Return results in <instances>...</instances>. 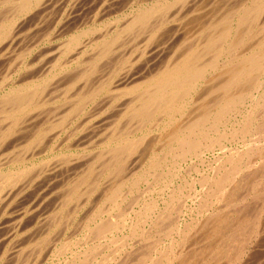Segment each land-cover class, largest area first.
I'll list each match as a JSON object with an SVG mask.
<instances>
[{"label":"bare ground","instance_id":"6f19581e","mask_svg":"<svg viewBox=\"0 0 264 264\" xmlns=\"http://www.w3.org/2000/svg\"><path fill=\"white\" fill-rule=\"evenodd\" d=\"M135 1H137L138 3V0H135ZM167 1L171 2L170 0H167ZM178 1L182 2V0H176L174 2L175 5H176V2ZM189 1L185 0L184 5L186 4L189 6L193 5L191 4L192 1L191 0ZM197 1L195 2L193 1V2L196 3ZM203 1L205 2L206 0H200L199 2L203 3ZM215 1L220 2V0H215ZM240 1L241 2L238 3L237 5L233 4V3H237L236 1L233 3L231 2L233 7H231L230 9L228 8L229 9V10L227 9L228 11L224 9L223 7L222 9L226 10V12L223 10L225 13L221 14L220 16L218 15L219 17L217 16V19H215L216 14L217 13L219 14V12L215 11V8L218 9L219 6L222 5V3L219 4L218 2L219 5H216V2H215V5H214L213 4L214 2L212 0L213 3L211 2L210 3L214 7L215 6H218V7H215L213 10L217 12L214 16L215 20L211 19V22L208 25L209 27L205 25L207 27L208 32L206 30V33L202 35L203 34L202 30L197 31V32H202L201 36H198L199 33L197 35L196 34L197 32H194L193 35L195 34L196 36H198L196 38L197 40L194 41L195 40L194 37L190 36L191 38L194 39L192 40L194 41V43H192L191 40L190 41L188 40L189 42H191V44L184 45L183 47L182 45L184 44L183 43L184 38L181 37L180 39H182L181 40L182 42H180V45L181 43H183L181 45L182 48L179 47V44H174L175 46L178 45L176 46L177 48L179 47L178 49L176 48L177 50L174 49L176 51V55L175 53L173 54L174 56L173 55L170 56L171 55V52L169 49L170 47L168 48L164 44V47H167L169 49L168 50L170 53V55H168L169 58H165L164 56L165 54L163 53L164 51L166 52L167 48L165 49L162 46L163 44H161L160 46L159 43H156L159 40L157 41L158 38L157 39L154 38L155 37L154 35L159 32V29L161 28L162 24L167 20L166 17L171 16V13L175 12L173 10L172 12L169 10L171 13L168 14L167 10L169 9V7L172 8V5H170L171 3L169 2H167L168 4L164 3L160 5L158 3L155 5H152L153 4L152 3L151 5H145L140 8L136 7L137 10L132 11V12L127 11L129 16L127 18L124 17L125 20L123 18L122 20L123 24L122 25L119 24L121 26H118V25L115 27L113 26L114 27L113 30H108L110 29L109 27L108 29H106L108 24H106L107 25L106 28H104V25H105L104 24L102 26L106 30H103V28L100 27L104 32L102 31L99 32L100 28L98 27V25L94 23L96 21L95 18L93 21H91L93 22L91 25L87 24L89 25V27L85 26L83 28L81 26L83 22L82 24L79 22L80 18L78 19L79 24H75V21H72V23H68L71 20H69L67 23H63L65 26L64 27L62 26L63 28L61 27L62 30H66V29L67 30L65 32L63 31V33L59 35H62L63 37L64 35H67V36L63 38V41L61 43L57 41L58 42L57 44L59 45L60 43V45L59 46L55 45V48H53V49H56V46H57L58 52L56 53V55L52 57L53 59L52 63L54 62H58V64L60 63L59 66H55V67H60L59 68L60 70L58 69L55 70V72L59 71L57 72L58 73L57 75L59 77L61 73L71 70L73 66H74V70L76 71H74L72 68L73 71H69L67 75H65L64 73L61 75V77H64L63 79L66 80L67 83H66V87L62 86L63 87L61 89L62 93L61 92L60 93L61 95L63 94L65 96L64 100H67V102L62 104V107H58V105H56L57 107L53 109L52 111H50L51 113L56 115L55 120L54 119L52 120L51 118L50 120L52 121H49L47 125L41 127V125H38V124L36 125L37 122L39 123V121H41V119L38 118L39 120L36 119L37 120L36 122L33 121L34 124L36 125L35 127L32 126L33 122L31 123V125H28L29 128H26L25 126L29 124V122L32 121L34 117L32 116L28 118L29 113H32L33 110H36L40 108L43 104H45L44 103L45 101L41 102L40 99L42 97H39V95H41L44 91H46L45 90L46 88H51V87H48L49 86L48 79L50 78V81H53L51 80V78L53 77L50 76L49 78H47L48 77L47 71L49 72L50 68L42 70V68L41 69L35 68V66H33L34 68L32 69V67L29 64H26L25 65L26 71L20 78L19 82L17 84L11 85L10 87H8V89H3V92L0 94V149H1L0 150L1 152L0 153V164H3V163L8 164V166L6 167H1L2 165H0V209L3 206V203L4 204L6 202L8 203L9 199L14 197L12 195H13V192H14L13 189L15 188V186H17V184L21 181L24 182L25 177H27L28 179V177L30 176V173H31V178H33L32 175L34 174V171H37L33 169L34 171H32L33 172L32 174L31 169H32L33 163L31 164V162H29L31 165H28L26 162V161H29V158H30V157H25L28 153H30V151L28 152L29 149L31 150L30 147H32L35 144H40L42 140H44V138L48 135V133L52 129H54L56 126L58 127V126L65 125L66 123H68V121H71L72 120L71 118H73L74 116L76 117L79 115L80 117L82 112L84 111V108L89 103L92 104V102L95 101V99H97L99 95L102 94L103 96L106 93L110 94L109 95L110 99L112 98L116 99L117 97L118 99L119 98L121 99V96H125L126 100H127V97L129 99L126 102H122V103L120 102V104L117 106L118 109L121 108L119 109L121 113L119 117L117 116L118 121L115 122V120H113L114 116H116L118 113H116V115L112 117L113 119L110 118L112 120L111 122L113 121L115 122V123L113 122L114 128L109 127L111 126L110 125L111 123L110 124L108 123L109 126L107 125V127L110 128V129L107 128L108 131L110 130L111 132L109 131L110 134L104 140L105 143H103V145L106 146L104 147L105 149L104 148L101 149L102 151L98 150L100 151L99 153L96 151L97 153L95 152L96 154H94L93 156L98 154L97 157L95 158L93 157L94 159L89 158L90 160L91 159L92 160L91 162L90 160H88L90 162L88 165L86 164L87 162L82 163L80 161L82 164L87 165L86 169L84 168V165L82 164L80 165V162L78 163L79 168L82 171L83 170L84 171L81 173L80 177H78L77 181L73 183L72 182L69 183L70 184L68 186L69 190L65 191L68 193V194L66 193L67 197L64 196L62 198L63 200L60 205L61 209L63 208L64 210L67 204L69 205L71 201H75L79 199V197L82 196L83 194H86L85 197H88L87 195L92 193V191L96 187V184L98 183V180L100 178L103 177L104 179V176L105 177L108 176L107 178H109L110 176V180H111L112 179L111 177H113L112 179L113 182L111 180V183L107 182L108 183L107 185L104 184L106 186L104 187L103 185L104 187V188L102 187L103 190L100 188L101 186L98 187L100 188L99 190L101 194V197H100L101 199L96 197L99 200V204L97 205L96 209L93 210L92 213H89L90 215H88L87 217L82 216L85 218V219L82 218L84 222L80 220V222L83 223V226L81 225L82 231L83 229L86 230L85 235L87 238V242L90 239L95 244H93V248L88 249L89 245H87L85 242L83 243V241L86 239L84 238L82 243L84 247L85 245H87V248L83 247L81 248L83 250L79 251L81 254L79 253V255L77 256L75 254L76 257L83 256L84 260H82V262L81 261H78V262H81L82 264H89L88 259L91 256V252L96 250V249L94 250V248H96L94 246L98 245L96 243H99V244L100 242L102 243L97 246L98 248L100 247L99 249H97V251L99 252L100 249H102L103 246L105 245L104 243H108L107 244L108 247H109V243H111L113 244V247L116 248L117 246H114V244L118 242L120 239L121 241L119 242H122V245L118 242V245L120 244L121 246L120 247L118 246L119 248L115 249L116 250L115 252H112L114 253V256L113 255H112L113 257L110 256L111 257V258L109 257L110 259H105L102 256L101 257L103 258L102 261L98 262L97 264H239L241 262L243 264H250V263L258 264V262L260 261L256 262L257 260L255 261V259H256V256L259 255L258 253L261 252L258 250H262V249H258L257 250L258 253H256L254 252L252 248L257 247L259 243L258 241L262 238V236L259 234H261V232H264V227L262 226V224H264V222L262 223V221L264 220L263 218L264 217V0H240ZM51 2H53V0H0V52L3 51L8 54L12 52L11 55L12 54L13 55L9 56V58L13 56L15 57L16 54L14 55L13 52L15 49L19 48L21 45V44H18V42H19V37L22 34L21 32L25 29V25L26 24L28 25L29 23H31L32 25L33 21L36 20L37 17H39L41 14L42 15L45 13L47 14L48 10L50 12L48 15L49 17H47L48 18L47 20H49L50 15H51L50 8H52V6L49 8ZM71 2L74 3V0ZM105 2L106 1H104V3ZM181 2H179V4ZM179 4H177L176 6H178ZM181 4L179 6H181ZM70 5L68 6V8L70 7ZM95 5L96 4L92 6L95 7ZM101 5L103 4L101 3ZM184 5L182 4V7ZM212 5L209 7H212ZM72 6H74V4H72ZM224 6L226 5L224 4ZM65 7L67 8V6ZM110 7L108 6V8ZM193 8H196V7H193ZM45 9H48V10L44 13L43 11ZM222 9H220V12L222 11ZM209 10H207L206 12H208ZM56 11H61V10L58 9ZM92 11L93 9L90 12ZM100 11H101V14L103 15L101 9ZM103 11H105V9ZM213 11H212V14H213ZM61 12L64 13V11H61ZM109 12L111 13V10ZM165 12H167L168 14L167 16ZM176 12L178 13V11ZM183 12L186 13V10L182 11V13ZM190 14L193 15V17L198 15V14L194 15L191 12ZM206 14H207L206 16L209 15L208 13ZM67 15L69 16V14ZM86 16L84 18H88L90 15L88 17ZM176 16L180 17V15H176ZM182 16L183 15H181V17ZM210 16L211 15L206 17L207 19L204 16L203 17L205 18V20H208ZM44 17L46 18L45 15ZM45 18L44 20L42 18V20L45 21L46 20ZM115 18L117 19V17ZM199 18L200 16L198 17V20L201 21L202 19L201 18L199 19ZM211 18L213 17L211 16ZM52 19L50 20L52 21ZM193 19L195 20V18ZM38 20L40 19L36 20L37 23L40 22ZM46 22H43L44 23L43 25H45ZM192 22L191 23L188 22L187 26L188 24L191 26V24L194 25L195 23H197V22H193V23ZM203 22L205 23V21ZM49 23L51 24V22H48V24ZM204 23L202 24L204 25ZM50 24L49 26H51ZM58 24H61V23H58ZM113 24L115 25V21ZM34 25L36 24L34 23ZM37 26L38 25L34 27L37 28ZM41 26L39 25L38 27H41ZM200 26L201 28L204 27V26L202 27V25ZM34 27L32 28L33 30H34ZM166 27L167 26H165V28ZM174 27H176V29L178 28L177 26H174ZM43 28L47 29L46 25ZM38 29L39 28L34 30L35 33L32 32L34 34L32 37L33 41H36L34 40V36L37 33L36 31ZM53 29L55 30V28ZM167 29L168 28H166L165 30ZM171 29L169 30V33ZM56 30L58 29L56 28ZM133 31H136L134 33H137V32H142V33L144 32L145 34L147 33L148 35L147 34L145 35L144 33L143 35L142 34L141 35L144 37L147 36L148 39L146 38V40L149 42L154 41V39L156 40L153 43L151 42V44L147 43L148 45H145L144 43H142V46L145 45V50L143 51L142 50L143 47L141 46L142 49L140 47V49L142 50L141 55H143L142 59L143 57L145 58L142 60V64H141V61L139 60L141 65L139 64V61L137 62L139 65V66L138 65L136 66L137 68H133V64H132L133 62L130 63L131 61H129L128 56L125 57V54L123 52L119 53L118 51H116V49H114V46L120 41L119 39L120 37H122V34L123 36H126V34L131 33ZM172 31H175V29L174 30L172 29ZM96 32L98 33L95 34ZM42 33H45V32L41 31V34ZM92 33H94L95 35L94 37L91 35ZM163 33L165 35V33L167 32L164 31ZM183 33L185 35V32L182 31L181 33L182 36H183ZM39 34H40V31H39ZM46 34H44V37ZM89 35L92 36V38L88 37V39H86V37ZM157 35L162 36L163 38V35L161 32L158 33ZM25 36H26V39H29V37L27 38V34ZM132 36L130 35L128 37L131 38ZM135 36H134V40H136ZM40 37L42 38L41 35ZM166 37H169V40L171 38L170 36H166ZM172 37L174 38L175 35ZM152 38L153 40H151ZM125 39L126 41H128L127 38ZM177 39L175 41L176 43L179 42L177 41ZM45 40L46 39H44V41ZM122 40L123 38L121 39V41ZM141 41H144V40H141ZM162 41L164 40L162 39ZM162 41L160 40V42ZM124 43L126 44L125 41ZM125 47L128 48L129 46H125ZM135 47L137 48V46ZM21 48L19 49L22 50ZM28 48L29 47H27L26 49ZM36 48H39V46ZM16 51L18 55V50ZM43 51H44V48H43ZM130 51L132 52V50ZM134 51H137V50H134ZM113 52H116V55L118 52L120 55H117L119 57L115 56L117 58H115V60L111 63H109L110 61L109 62L106 61V63L107 62L109 63L108 66H111V65L112 66L109 67V69H107V71H105L106 73L103 75L101 74L102 72L101 70L100 74L102 76L100 75L101 77L99 76L95 78L96 80L90 81V79L94 77V75L98 76V71L100 70L99 67H101L102 69V66L105 64L104 63L103 65L101 64L102 66H99L100 62L102 63V61H104ZM44 53H46V51L43 52V55H45ZM54 53H55V50H54ZM40 55L42 56V54ZM48 55L49 53L46 54L45 56H48ZM19 57H21V54L19 55ZM138 57L140 58V55H138L137 58ZM163 57L165 59H163ZM129 58H132V57H129ZM29 60H26V61L30 62ZM37 60H39V57ZM48 60L51 61V59H48ZM6 65H7V61H6ZM77 66L78 67L80 66L82 68L78 69ZM36 67H38L37 64H36ZM50 67L53 68L54 67L53 64ZM3 70L4 69H2L1 72H3ZM11 73L13 72L11 71ZM57 75H55L56 79L54 78V80H57ZM0 77H3V75L2 76L0 75ZM4 77L2 79H4ZM6 77H5V81L7 79ZM9 79L10 78L8 77V80ZM5 81H3L4 84L2 85L4 87H5ZM56 84L57 83L53 85V87L55 86L54 87L55 90L52 91L53 96L58 91H60V89L59 90L57 89L58 87L56 88ZM62 85L64 84L62 83ZM199 87H200V90L202 88H205V89L204 90L202 89L203 91L199 93L198 92ZM60 93L57 94V96H60ZM48 96L52 98L51 97L52 95L48 94ZM59 98L60 97L56 99L58 100ZM103 98H105V96ZM48 100L50 101V99H47V101ZM101 100L102 99H100V101ZM105 100L109 102L108 101L109 99L107 100V97ZM119 100H116L115 103H117ZM97 102L98 100L95 102V104ZM190 103L192 104L190 105L192 106V108L190 107L191 110L187 112L189 109L188 110L186 109ZM108 104H110V102L107 103L106 105ZM92 105L90 106L92 107ZM44 107L46 106H43L42 109H44ZM108 108L110 109L109 106ZM91 110H93V108ZM116 110L114 112H116ZM89 112L91 113L92 111H89ZM95 112H94V116H96ZM90 113H88L89 116L93 114V112L91 114ZM85 114L83 115L85 116ZM98 114L99 113H97V115ZM35 115L37 116L38 114L36 113ZM42 115L44 116L45 113ZM107 118L109 119L108 116L104 119L107 120ZM122 118L126 119L124 121V122H127L125 126H123L124 123H123ZM85 119H87V117H85ZM120 120L122 121L120 122ZM86 121L85 123H87ZM97 121H95V123ZM119 122L120 124H123V125L121 126ZM69 124H66L65 126ZM88 125L89 124H87V126ZM101 125L103 126V124ZM61 128L63 129L65 127H61ZM141 129L145 130V132H143L141 137H138V136L133 137L134 135L132 136L133 132L139 131ZM59 130L60 129H57L58 132ZM80 131H79V134L83 133L82 131L81 132ZM93 131H95V129ZM103 132H105V135L108 133L104 129L102 133ZM155 132H157L158 134H155ZM96 133L98 134L99 131ZM67 134L66 136H68ZM103 135H102V138H104ZM62 136H65V134H63ZM99 136H101L100 133H99ZM75 137H77V135ZM23 140L25 142H23ZM46 140H44V142H46ZM59 140L62 141L63 137ZM81 141L82 139L79 140L78 143H80ZM21 142L24 143V146H23L24 149L19 147L20 150L22 149V151L23 150L26 151L27 149L28 153L25 152L26 155L21 156V154L24 151L21 152V154L19 155V152L15 153V150H13L11 153V155L13 154V157L10 158L9 157L10 155L7 156L9 154L8 152H10L16 146H18L19 143ZM67 143L66 144L63 143L64 145L62 144L61 147L68 145ZM70 144L71 143H69V145ZM45 146H43V149H45ZM77 146L79 145L77 144ZM92 146H93V143H92ZM38 147H40V145L37 146V149ZM68 147L70 146H66L63 148H68ZM138 147L142 148L141 150L139 148L140 151L137 152V153H141L142 151L141 153L142 157L141 158L137 157L135 153L134 155L136 156V158L135 157L132 158L131 155L134 152H136ZM39 149H41V147ZM207 152L209 153V157L207 156L204 158ZM60 154H58L56 158ZM62 155L63 153L59 156L60 157L59 160L61 161L62 159H65L63 158ZM64 155H65L64 157L67 156L66 154ZM189 156L191 157L195 156L198 159V161H202V165L204 163H206V165L204 166L205 170L203 171L202 169L201 171L198 169L199 167L197 168V166H194L193 164H191L192 165L191 166L189 164V166L194 167L195 172H197V174L196 176L192 175L193 177L188 182L182 181L184 183H188V187H189V188L187 187V190H188L187 193H185L186 191H183L185 193L183 194L182 188H181L183 186L178 187V189L176 188L177 190L175 191L176 186H174L172 182L176 174L175 172L177 170L175 169L174 166H176L177 168L179 161L181 162L184 160L183 162H185L187 157L189 160H191ZM66 158L70 160L69 157H66ZM1 159H4L5 162L7 160V163L5 162L1 163L2 162ZM86 159H83V160L86 161ZM42 161L43 159H41V162ZM95 162L99 163L98 165H96L98 167L97 175H96L97 172L95 173V170L97 171L96 169L97 167L94 170ZM196 163L198 162L196 161ZM43 164H45V162ZM63 164L64 163H62V166ZM71 164L73 163L71 162ZM74 164L76 163L74 162ZM54 166H51V168L49 167L48 170L52 169V167ZM77 167L78 166L75 167L74 165L73 169L75 170V168ZM179 167L181 169V165ZM37 168L41 169V165ZM58 168L59 167L57 166L56 167L57 171H59ZM79 168L76 170L80 172ZM187 168L188 166L185 168L186 171H188ZM182 169L184 170V168ZM188 169L189 171L191 170L190 167ZM46 170H45V173L43 174L50 173V172L46 173ZM53 170L55 169H52L51 171ZM74 170L71 169V171H74ZM65 171H67V169H65ZM189 171L186 173H189ZM37 172H35L36 175H37ZM79 172L77 174H79ZM178 172L180 173V171ZM42 175L38 178L39 180L37 179L36 181L39 182L40 178H43L45 180V178L48 175H50L51 177L53 174L51 173V174L45 175V177H42ZM61 176H64V175H61ZM98 176L100 177L99 179H98ZM69 177L71 176L69 175ZM176 177H177V174H176ZM180 178L184 179L183 176H180ZM73 179L71 178L69 181H72ZM184 180H187V179H184ZM38 182H36L35 185H37ZM102 182H100V184ZM140 182H142L144 185L143 186L144 191H147V192L151 191V194H152L154 190H155L154 192L158 190L157 193L160 194V199H161L160 204L157 201L153 200L155 198L152 199L151 196L149 195L148 197H150L149 198L150 200L149 199H147L148 201L145 200L144 204L143 205L141 204L142 206L139 207V209H136L134 207L138 202H140L138 201L139 195H136L137 192L139 191V193H142L141 190H143L142 188L140 190L137 189V187L139 188ZM21 186L19 187L21 188ZM31 186H34V185H30L28 186V188H31ZM82 187H84V189H81ZM124 188H128L127 193L129 192L132 194L133 192L135 193V191L138 190L135 194L134 199L132 200L133 202L131 203V205L129 204L130 207H129L128 213H125L123 210V209H126L125 208L126 206H124L123 209L121 206L122 203L124 202V199L125 198L128 199V197H126V194H125L126 190H124ZM18 189L19 188H17V190ZM184 189L186 190L185 187ZM63 190H66V189H63ZM101 190H102V193H101ZM100 194L98 193L97 195H100ZM93 196H96V195H93ZM144 197L145 196H143V198ZM174 200L177 201L176 205L173 204ZM125 202H124V205H127V202L129 201H127L126 204ZM90 205L93 206L94 203ZM53 206H54L53 208H56V205H53ZM90 208L91 207H89V209ZM92 208H91V211H92ZM75 209H79V208H75ZM66 210H67V207L65 208V211ZM65 211H63L62 216L57 219L58 220L57 223H59L63 217H65L64 221L66 220L67 217L72 218ZM55 214L57 215V212H55ZM56 215L55 217H57ZM53 218L51 221L50 220H47V221L48 222L50 221V223H52ZM139 221L142 222V228H141L142 230L137 231V229H139L137 227L140 226V225L138 226ZM40 222L38 224H40ZM49 227L51 229L50 225ZM54 230H51V231L53 232ZM76 230H73V231L75 232ZM121 230L122 231L127 230L128 232L130 231L131 233L129 234L131 235L132 234L135 235L136 231L137 232L140 231L139 233H137L139 235L136 240L131 239V242L129 243V245L126 243V246L128 245L129 248H125L124 243L126 241L129 242L130 238H127V236L123 237L125 234H122ZM41 231L42 233L44 232L42 228H41ZM74 232H73V235H74ZM119 232L122 234V236L119 234L121 237L118 235ZM6 235H8V233H6ZM48 235L49 233L42 234L41 235L42 237L40 236V238H38V241L37 239H35V241L33 240L35 243L33 246L34 248H31L32 249L31 253H33L34 250H35L34 253H37L39 249L41 250L40 247L43 244L45 246V244H49L51 242L50 241L51 238L50 239L47 238ZM57 235H60V233H58ZM25 236L23 237L25 238ZM65 237H68V235ZM77 238L78 236L76 237V239ZM1 239H0V242H1ZM23 239H22V243H23ZM17 241L18 240H16V242ZM79 241L81 242V239ZM1 243H0V246H1ZM52 243L53 244H51L52 245L51 250L50 248L49 250L51 251V255L54 254L56 258H58L57 254L58 255L60 253L63 254L64 252H66V250L71 249L72 246L73 247L77 246L78 240H74L70 242L68 238H64V240L62 239L60 241V239H57L56 237V240H54ZM16 244L20 245L19 242H17ZM78 247L80 248V246ZM90 247L92 246L90 245ZM113 247L111 248L109 247L108 250L110 249L113 250L114 249ZM29 248L30 246L28 245V249ZM5 253L7 252L5 251ZM46 254H47V251H46ZM46 254L44 255V257L46 256ZM104 255L107 256V254H104ZM5 256L8 257V253L7 255L5 254ZM73 256L74 254L72 255V257ZM51 257H50V260L53 259V257L52 258ZM39 259L41 261V257ZM74 259L75 258L73 257L71 260L72 262L71 263L69 262L66 264H75L76 261H74ZM58 260H60V258ZM93 262H91L90 264H96L95 262L94 263ZM253 262H256V263H253ZM25 263L29 264L28 262H25ZM38 264H41V263L39 262ZM48 264H49V261H48Z\"/></svg>","mask_w":264,"mask_h":264},{"label":"rangeland","instance_id":"374dc122","mask_svg":"<svg viewBox=\"0 0 264 264\" xmlns=\"http://www.w3.org/2000/svg\"><path fill=\"white\" fill-rule=\"evenodd\" d=\"M56 1V2H55ZM68 1V2H67ZM71 1H73V0H53V2H51L50 3V6H49V8L52 6V8H50V10H51V15H50V18H49V20H47L48 18L47 17H49L48 15H49V8L48 9H45L43 12L45 13L47 10V14L45 13V14H41L39 17H37V19H40V20H38V21H40V22H38V23H40V24H38L37 22H36V20H34L33 21V23H32V25H31V23H29L28 25L26 24L25 25V29L21 32L22 34H21V36L23 35V36H25L26 34H27V38L29 37V39H26V36L25 37H23L22 36V38H21V36L19 37V42H18V44H21L20 45V47L19 48H21V46H22V50H20L19 48H17V49H15L14 50V55L16 54V59H15V57L13 56V57H10V58H12V59H10L9 58V56H12L11 55V53H6V52H0V75L2 76L3 75V77L5 76H7L6 78V81H5V77H4V79H2L3 77H0L1 79V82H0V94L3 92V89H8V87H10L11 85H13V84H17L18 82H19V80H20V78L22 77V75L24 74V72L26 71L25 70V65L26 64H29L31 67H32V69L34 68L33 66H35V68H42V70H44V69H47V68H50L49 69V72L47 71V74H48V77L47 78H49L50 76H52L53 78H51V80H53V81H50V78L48 79V82H49V86L48 87H51V88H46L45 90L46 91H44L41 95H39V97H42L40 100H41V102H43V101H45L44 103L45 104H43L40 108H38V109H36V110H33L32 111V113H34V114H32V113H29V115H28V118L29 117H32V116H34L33 117V120L32 121H30L29 122V124H27V125H25L26 126V128H29L28 127V125H31V123L34 121V122H36L37 120H39L38 118H40L41 119V121H39V123L37 122L36 123V125L38 124V125H41V127H43V126H45V125H47L48 123H49V121H52L53 119L55 120V118H56V115H54L53 113H51L50 111H52L53 109H55L57 106L56 105H58V107H62V104H64L65 102H67V100H64L65 99V96L63 95V97H62V95H61V93H62V91H61V89L63 88V87H66V80H64L63 78L64 77H61V75L64 73L65 75H67L68 74V72L69 71H73L74 70V66L72 67L73 68V70H72V68H71V70H69V71H67V72H63V73H61L60 74V77L57 75L58 73L57 72H59V71H57V72H55V70H60L59 68L60 67H55V66H59V64H58V62H54V63H52V57L54 56V55H56V53L58 52V50H57V46H59L60 45V43L63 41V38L64 37H66L67 35H64V37L62 36V35H59V34H61V33H63V31L65 32L66 30H62V28L65 26L63 23H67L69 20H71V21H69L68 23H72V21H75V24H79V22L82 24V22H83V24L81 25L82 26V28L83 27H85V26H88L89 27V25H87V24H92L93 22H91V21H93L94 20V18L96 19V21L94 22L96 25H98V27L100 28V27H102L103 28V26L102 25H104V28H106V24H108V26H107V28L106 29H108V27L110 28V29H108V30H113L114 29V27L115 26H121L122 24H123V18L125 17V18H127L128 16H129V14H128V12H132V11H135V10H137V8L136 7H138V8H140V7H142V6H145V5H151L152 3V5H155V4H168L167 2H169V1H167V0H161V1H159V0H138V3H137V1H135V0H77V1H75L74 0V3L73 2H71ZM96 1V2H95ZM103 1V2H102ZM104 1H106L105 3H104ZM171 2H169V3H171L170 5H172V8L171 7H169V9L167 10L168 11V14H170L171 12H172V10L173 11H175V12H172L171 13V16H167L168 14H167V12H165V14H166V18H167V20L162 24V26H161V30L159 29V32L158 33H162V35H163V38H162V36H159V35H161V34H159V35H157V34H155L154 36V38L155 39H157V41L158 42H156V43H159V45L161 46V44H163L162 46L164 47V44H165V46H167L169 49H170V52H171V55H170V53H169V49L167 48V47H164L165 49L167 48V50H166V52L164 51L163 53L165 54L164 56H165V58H169V56L168 55H170V56H172L174 53H175V55H176V51L175 50H177L179 47H181V45H182V47L184 46V45H187V44H191V42L192 43H194V41H196L197 39V37L198 36H201V33L203 32V34L202 35H204V33H206V30H207V27H209L208 25H209V23L211 22V19L212 20H215V19H217V16L219 15H221V14H223V13H225L226 12V10L229 8H231V7H233V5H232V3L233 2H237V3H233L234 5H237L238 3H240L241 1L240 0H220V2H219V4H221L222 3V5H220L219 6V8L217 9V8H215V7H218V6H213L211 3H213L215 0H213V2H212V0H206L205 2L203 1V3L202 2H199L200 0H191L192 2L194 1H197L198 2V4H197V2L196 3H192L191 2V4H193V5H191V6H189V5H187V7H186V5H184L185 4V0L183 1L182 0V2L181 1H178V2H176V5L177 4H179V2H181L184 6L182 7V4H181V6H176L175 5V1L176 0H170ZM173 1V2H172ZM186 1H189V0H186ZM222 1H224V2H222ZM67 2V3H66ZM75 2H76V4H75ZM109 2V3H108ZM211 2V3H210ZM216 2V5H219L218 4V2L217 1H215ZM215 2L213 3L214 5H215ZM232 2V3H231ZM74 4V6H72V4ZM101 3L103 4V5H101ZM126 3V4H125ZM189 3H190V1H189ZM188 3V4H189ZM201 3V4H200ZM54 4V5H53ZM71 4V5H70ZM94 4H96L95 5V7H93L94 6ZM175 6H174V5ZM196 6H195V5ZM212 5V7H213V9H212V7H209V6H211ZM224 4L227 6H224ZM70 5V7L68 8V6ZM93 5V6H92ZM101 5V6H100ZM134 5V6H133ZM137 5V6H136ZM231 5V6H230ZM65 6H67V8L65 7ZM108 6L110 7V8H108ZM112 6H113V8H112ZM133 6V7H132ZM189 6V7H188ZM196 7V8H193V7ZM200 6V7H199ZM55 7H56V9H55ZM57 7H58V9H60L61 11H64V13L63 12H61V11H56V10H58L57 9ZM59 7H61V8H59ZM62 7H63V9H62ZM224 7V9H226V10H224V9H222ZM226 7V8H225ZM71 8V9H70ZM93 9V11L92 12H90L92 9ZM171 8V9H170ZM193 8V9H192ZM207 8V9H206ZM214 8H215V11H217V12H219V14L217 13V12H215V11H213L214 10ZM100 9L102 10V13H103V15L101 14V11H100ZM105 9V11H103ZM182 9H184V10H182ZM201 9V10H200ZM210 9V10H209ZM217 9V10H216ZM220 9H222V11L220 12ZM228 9V10H229ZM90 10V11H89ZM111 10V13L109 12ZM117 12H115V11ZM118 10V11H117ZM131 10V11H130ZM171 12H170V11ZM179 10H181V11H179ZM186 10V13L185 12H183L182 13V11H185ZM192 10V11H191ZM199 10V11H198ZM204 10V11H203ZM207 10H209L208 12H206ZM225 12H224V11ZM227 10V11H228ZM72 11V12H71ZM96 11V12H95ZM100 11V12H99ZM108 11V12H107ZM113 11V12H112ZM128 11V12H127ZM176 11H178V13L176 12ZM189 11V12H188ZM196 11V12H195ZM212 11H213V14H212ZM42 12V13H43ZM55 12H57V13H54ZM90 12V13H89ZM104 12H105V14H104ZM190 12L192 13V14H198L199 16H200V18L202 19L201 21H199L198 20V15L197 16H195V17H193V15H191L190 14ZM197 12H199V13H197ZM204 12H206V13H208L209 15H211L213 18H211V16L208 18V20H205V18L206 17H208V16H206L207 14L206 13H204ZM215 12V13H214ZM59 13V14H58ZM124 13H126L127 14V16H126V14H124ZM175 15H174V14ZM177 13V14H176ZM203 15H202V14ZM217 13V14H216ZM58 14V15H57ZM64 14V15H63ZM67 14H69V16L67 15ZM90 16H89V15ZM100 14V15H99ZM164 14V15H165ZM186 14H187V16H186ZM215 14H216V17H215V19H214V16H215ZM44 15L46 16V18L44 17ZM67 15V16H66ZM86 15H88V16H86ZM92 15V16H91ZM97 15H98V17L100 18H98L97 17ZM125 15V16H124ZM176 15H180V17H178V16H176ZM181 15H183L182 17H181ZM58 18H57V17ZM64 16V17H63ZM73 16V17H72ZM81 16V17H80ZM88 17V18H84V17ZM101 16V17H100ZM188 16H189V18H188ZM205 18H204V17ZM218 16V17H219ZM53 19H52V18ZM61 17H62V19H61ZM72 17V18H71ZM115 17H117V19L115 18ZM174 17V18H173ZM195 18V20L192 18ZM42 18H43V20H44V18L46 19L45 21H43L42 20ZM57 18V19H56ZM71 18V19H70ZM80 18V19H79ZM84 19V21H83V19ZM125 18H124V20H125ZM188 18V19H187ZM199 18V19H200ZM203 18H204V20H203ZM50 19H52V21L50 20ZM55 19H56V21H55ZM61 19V20H60ZM75 19V20H74ZM78 19H79V22H78ZM88 21H86V20ZM92 19V20H91ZM120 19V20H119ZM184 19V20H183ZM190 19V20H189ZM207 19V18H206ZM210 19V20H209ZM107 20V21H106ZM113 20V21H112ZM164 20H165V18H164ZM187 20V21H186ZM197 20V21H196ZM46 21H48V22H51V26H49V24H48V22H46ZM55 21V22H54ZM60 21V22H59ZM98 21H100V22H98ZM103 21H104V23H103ZM111 22L112 23V25H111V23H109V22ZM114 21H115V25L113 24L114 23ZM118 21V22H117ZM122 23H121V22ZM182 21V22H181ZM184 21V22H183ZM197 22V23H195V24H197V25H193V24H191V26L188 24V26H187V23L189 22V23H191V22ZM203 21H205V23L203 22ZM207 21V22H206ZM43 22H46V27H47V29L46 28H43V27H45V25H43L44 23ZM55 24H54V23ZM61 23V24H58V23ZM91 22V23H90ZM106 22H108V23H106ZM192 22V23H193ZM200 22V23H199ZM204 23V25L202 24V23ZM34 23L36 24V25H42L41 27H38L37 26V28H39L36 32V34H35V36H34V40H36V41H33L32 40V37H33V33L32 32H34L35 33V31L34 30H36L37 28L36 27H34V26H36V25H34ZM86 23V24H85ZM99 23V24H98ZM102 23V24H101ZM167 23H169V24H167ZM207 23V24H206ZM52 24H54V25H52ZM101 24V25H100ZM119 24H121V25H119ZM180 24H182V25H180ZM186 24V25H185ZM31 25V26H30ZM59 26V28H58V26ZM200 25H202V27L204 26V27H206V28H201V26ZM206 25V26H205ZM28 26V27H27ZM55 26V27H54ZM63 26V27H62ZM114 26V27H113ZM164 26V27H163ZM165 26H167L166 28H168L167 30H165L166 28H165ZM171 26V27H170ZM174 26H177L178 28L176 29V27H174ZM187 26V27H186ZM190 26V27H189ZM197 26H199V27H197ZM31 27V28H30ZM34 27V30L32 29ZM51 27V28H50ZM62 27V28H61ZM172 27H174V28H172ZM181 27V28H180ZM196 27V28H195ZM36 28V29H35ZM53 28H55V30L53 29ZM56 28L58 29V30H56ZM103 28V30H106V29H104ZM165 28V29H164ZM174 30L175 29V31H172V29ZM181 30H180V29ZM195 28V29H194ZM201 28V29H200ZM31 29H32V31H31ZM50 29V30H49ZM164 29V30H163ZM171 29V31H170V33L171 32H173V33H169V30ZM203 29H205V30H203ZM209 29V28H208ZM49 30V31H48ZM54 30V31H53ZM101 28H100V31L99 32H104ZM163 30V31H162ZM179 30V31H178ZM187 30V31H186ZM202 30V32H197V31H201ZM28 31V32H27ZM30 31H31V33H32V35H31V33H30ZM39 31H40V34H39ZM41 31L42 32H45V33H42L41 34ZM48 31V32H47ZM55 31H56V33H55ZM164 31H166L167 33H165V35L166 36H170L171 38H170V40H169V37H166L165 35H164ZM182 31L183 32H185V35H184V33H183V36H182ZM26 32V33H25ZM46 32H47V34H46ZM134 32H136V31H133V32H131V33H128V34H126V36L128 35V36H132L131 38L130 37H126V36H123V34H122V37H120V41L114 46V49H116V51H118L119 53H121V52H123L124 54H125V57H127L128 56V59H129V61H131L130 63H132L133 64V68H137L136 66L138 65V61L140 60L141 61V64H142V60L145 58V57H143V59H142V56L143 55H141L142 54V50L144 51L145 50V45H148L147 43H150L151 44V42L153 43V42H155L156 40L154 39V41H147L146 40V38L148 39V37L146 36V37H144V36H142L143 35V33L142 32H137V33H134ZM176 32V33H175ZM194 32H197L196 34L198 35V33H199V35L198 36H196L195 34V36L193 35V33ZM207 32H208V30H207ZM50 33V34H49ZM98 32H96L95 34H97ZM138 33H139V35H138ZM178 33H179V35H178ZM30 34V35H29ZM39 34V35H38ZM44 34H46L45 35V37H47V36H49V37H47V38H45L44 37ZM136 36H135V35ZM142 34V35H141ZM145 34V33H144ZM147 34V33H146ZM145 34V35H146ZM173 34V35H172ZM40 35L42 36V38L40 37ZM50 35H52V36H50ZM93 37L95 36L94 35V33H92L91 34ZM148 35V34H147ZM157 35V36H156ZM174 36L175 35V37L173 38L172 36ZM177 35V36H176ZM181 35V36H180ZM92 36H87L86 37V39H88V37H90V38H92ZM134 36H135V39L136 40H134ZM139 36V37H138ZM190 36H193L194 37V39L193 38H191ZM61 37V38H60ZM137 37V38H136ZM164 37H166V38H164ZM179 39H177V38ZM184 38L183 39V43H181V45H180V42H182L181 40L182 39H180V38ZM39 39V41H38V39ZM57 38V39H56ZM89 38V39H90ZM123 38V40L121 41V39ZM125 38H127V40L128 41H126V39ZM128 38H130V39H128ZM143 38V39H142ZM160 38H162L164 41H162V39H160ZM25 39V40H24ZM44 39H46L45 41H44ZM54 39V40H53ZM173 39H175V40H173ZM176 39H177V41H179V42H175L176 41ZM32 40V41H31ZM84 40H85V38H84ZM140 40V41H139ZM141 40H144V41H141ZM151 40H153V38L151 39ZM160 40L162 41V42H160ZM173 42H172V41ZM191 40V42H189V41ZM192 40H194V41H192ZM22 41V42H21ZM24 41V42H23ZM40 41H42V42H40ZM60 42L59 43V45L57 44L58 42ZM124 41L126 42V44L124 43ZM132 41H134V42H131ZM146 41V42H145ZM166 41V42H165ZM167 41H168V43H167ZM21 42V43H20ZM34 42H36V43H34ZM49 42V43H48ZM50 42H52V43H50ZM54 42V43H53ZM56 42V43H55ZM123 42V43H122ZM128 42H130V43H128ZM137 42V43H136ZM140 42V43H139ZM164 42V43H163ZM189 42V43H188ZM31 43V44H30ZM48 43V44H47ZM120 43V44H119ZM135 43V44H134ZM142 43H144L143 45L144 46H142ZM23 44V45H22ZM123 44V45H122ZM134 46H133V45ZM137 44V45H136ZM140 46H139V45ZM174 44H179V47L177 48L176 46H178V45H174ZM39 46V48H36V47H38ZM51 45V46H50ZM55 45H57L56 46V49H53V48H55ZM117 45H119V46H117ZM130 45H131V47H130ZM170 45V46H169ZM16 46H18V45H16ZM35 46V47H34ZM125 46H129L128 48L127 47H125ZM135 46H137V48L135 47ZM138 46H139V48H138ZM143 47V49H142V47ZM15 47V46H14ZM27 47H29L28 49H26ZM34 47V48H33ZM120 47V48H119ZM125 47V48H124ZM140 47H141V49H140ZM181 47V48H182ZM32 48V49H31ZM43 48H44V51H46V53H44L45 55L46 54H48L49 53V57L48 56H45V55H43ZM50 48V49H49ZM117 48H119V49H117ZM122 48V49H121ZM177 48V49H176ZM180 48V49H181ZM26 49V50H25ZM34 49H36V50H34ZM38 49H40V50H38ZM121 49V50H120ZM126 49V50H125ZM175 49V50H174ZM179 49V50H180ZM16 50H18V55H17V51ZM54 50H55V53H54ZM130 50H132V52L130 51ZM134 50H137V51H134ZM21 51V52H20ZM27 51V52H26ZM29 51H31V52H29ZM32 51H34V52H36V53H34V52H32ZM139 51V52H138ZM141 51V52H140ZM175 51V52H174ZM16 52V53H15ZM48 52V53H47ZM117 52V55H120L119 53ZM128 54H127V53ZM131 52V53H130ZM28 53V54H27ZM31 53V54H30ZM39 53V54H38ZM52 53H54V54H52ZM163 53H162V55H163ZM21 54V57H19V55ZM26 54V55H25ZM34 54H35V56L37 57L38 55V57H39V60H37L38 59V57L36 58L35 56H34ZM37 54V55H36ZM40 54H42V56L40 55ZM71 54V53H70ZM33 57H32V56ZM116 55V52H113L112 54H110L104 61H102V63L100 62V65L99 66H102L104 63V65L102 66V69H101V67H99L100 68V70L98 71V76H95L94 75V77H92L91 79H90V81H94V80H96L95 78H97V77H99L101 74L103 75V74H105L106 72L105 71H107V69H109V67H111V66H108L109 65V63H111V62H113L114 60H115V58H117V57H119V56H117ZM130 55H132V56H130ZM138 55H140V58L138 59L137 58V56ZM4 56V57H3ZM8 56V57H7ZM30 56H31V58H30ZM45 56V57H44ZM111 56H113V57H111ZM115 56H117V57H115ZM174 56V55H173ZM2 57H3V59H2ZM18 57V58H17ZM23 57V58H22ZM26 57V58H25ZM41 57V58H40ZM83 57H85V56H83ZM129 57H132V58H129ZM135 57V58H134ZM8 58V59H7ZM31 59V60H29V59ZM43 58V59H42ZM164 57H163V59H165ZM11 60V62H10V60ZM23 59V60H22ZM40 59H41V61H40ZM48 59H51V61H49ZM108 59V60H107ZM132 59V60H131ZM137 59V60H136ZM16 60V61H15ZM26 60H29L30 62H28V61H26ZM36 60V61H35ZM64 60V59H63ZM135 60V61H134ZM5 61V62H4ZM6 61H7V65H6ZM26 61V62H25ZM38 61H40V62H38ZM106 61H110L109 63L107 62L106 63ZM140 61H139V64H140ZM9 62V63H8ZM15 62H16V64H15ZM18 62V63H17ZM61 62H62V60H61ZM5 63V64H4ZM25 63V64H24ZM40 63V64H39ZM136 65H135V64ZM2 64H4V65H2ZM22 64V65H21ZM36 64H37V66L38 67H36ZM53 64V68L52 67H50L51 65ZM55 64V65H54ZM57 64V65H56ZM102 64V65H101ZM107 64V65H106ZM140 64V65H141ZM1 65H2V67H1ZM15 67H14V66ZM5 68H4V67ZM18 66V67H17ZM106 66H107V68H106ZM135 66V67H134ZM139 66V65H138ZM9 67V68H8ZM22 67V68H21ZM78 67V66H77ZM105 69H104V68ZM10 68H11V70H10ZM52 68V69H51ZM79 68H82V67H78V69ZM2 69H4L3 70V72H1L2 71ZM9 69V70H8ZM24 69V70H23ZM103 69H104V71H103ZM20 70H21V72H20ZM101 70H102V72H101ZM9 71V72H8ZM11 71L13 72V73H11ZM16 71H17V73H16ZM74 71H76V70H74ZM7 72V73H6ZM20 72V73H19ZM100 72H101V74H100ZM6 74V75H5ZM13 76H12V75ZM46 74V75H47ZM55 75H57V80H54V78L56 79V76ZM101 75V76H102ZM16 76H17V78H16ZM19 76V77H18ZM100 76V77H101ZM8 77L10 78L9 80H8ZM59 78V79H58ZM14 80V81H12V80ZM16 79V80H15ZM3 81H5V87L4 86H2L3 84H4V82ZM9 81V82H8ZM57 81V82H56ZM3 82V83H2ZM10 82H12V83H10ZM14 82V83H13ZM54 82V83H53ZM60 82V83H59ZM55 83H57L56 84V88L59 90L60 89V91H58L54 96H53V92L52 91H54L55 90V86L53 87V85L55 84ZM62 83L64 84V85H62ZM52 85V86H51ZM202 85H204V84H202ZM61 86V87H60ZM63 86V87H62ZM200 87H202V86H200ZM200 87L198 88V92L199 93H201L205 88H202L201 90H200ZM204 87V86H203ZM61 92V93H60ZM52 93V94H51ZM60 93V96H57V94H59ZM46 94V95H45ZM48 94L49 95H52L51 97L52 98H50L49 96H48ZM110 94H105V95H103L102 96V94L101 95H99V97H101V98H99V97H97V99H95V101H93L92 102V104L94 103L95 104V102L98 100V104L96 103L95 105L93 104H88L85 108H84V111H86V112H82V114H81V116L83 115V114H85V116L83 115L82 117L80 116L79 117V115L78 116H74L73 118H71L72 120L71 121H68V123H66V124H69V122H70V124L69 125H67V126H65V125H62V126H56L54 129H52L49 133H48V135L44 138V140H46V142H44V140H42V142H44V143H40V144H35V145H33L32 147H30L31 148V150L29 149L28 150V152L30 151V153H28L27 152V149H26V151L25 150H23L22 151V149H24V143L23 142H25L24 140H23V142H21V143H19V145L18 146H16L15 148H13L10 152H8L9 154L7 155V156H9L10 158L11 157H13V154L11 155V153H12V151L13 150H15V153H18L19 152V155L21 154V152H23L22 154H21V156H24V155H26L25 154V152L26 153H28L25 157H30L29 158V161H26L27 162V164L28 165H31L32 163H33V165H32V169H31V172L32 171H34V170H37V171H34V174H33V172H32V176H33V178H31V173H30V176L28 177V179H27V177H25V180H24V182L23 181H21V182H19L18 184H17V186H15V188L13 189L14 190V192H13V195L12 196H14V197H12V198H10L9 199V202L7 203H3V206H2V208L4 209H0V239H1V246H0V264H26L25 262H28L29 264L31 263V264H38L39 262L41 263V264H48V261H49V264H66V263H71L72 261V258L74 257L75 259H74V261H76V263L75 264H82L81 262H82V260H84V257L83 256H79V257H76L77 255H79V251H81V250H83V249H81V248H83L84 247V245H83V243L85 242L87 245H89V248L88 249H91V248H93V244H95L92 240H88V242H87V238H86V235H85V232H86V230H84L83 229V231H82V226H83V223H81L80 222V220L81 221H83L84 222V220L82 219V218H84V217H87L88 215H90L89 213H92L93 212V210H95L96 209V207H97V205L99 204V200L97 199V198H99V199H101L100 197H101V194H100V188L103 190V188L108 184V183H111V180L113 179V177H111L112 179L110 180V176H109V178H107L108 176H104V179H103V177L102 178H100L99 176H98V183L96 184V187L94 188V192L92 191V193H90L89 195H87L88 197H85V195L86 194H83L82 196H80L79 197V199H77V200H75V201H71L70 203H69V205L67 204V210L65 211V208H64V210H63V208L61 209V202H62V198L64 197V196H66L67 197V192H65V191H68L69 190V183H73V182H75V181H77L78 180V177H80V175H81V173L84 171H82L80 168H79V162L81 161L82 163H86L87 165L91 162V160L92 159H94L95 157H97V155H95V156H93L94 154H96L97 152L99 153L100 151H102L101 149H103L104 147H106L105 145H103V143H105V138L110 134V132L108 131V129L107 128H109V127H112V128H114L113 127V124L115 123V122H117L118 120H117V116L119 117V115H120V113H121V111L119 110V109H121V108H117V106L120 104V102L122 103V102H126L129 98L127 97V100H126V97L125 96H121V99L119 100L118 99V97L116 98V99H110V96H109ZM105 96V98H103ZM46 97H48V98H46ZM58 97H60L58 100L56 99V98H58ZM106 97H107V100L110 102V104H108V105H106L107 103H109V102H107L105 99H106ZM46 98V99H45ZM47 99H50V101L48 100L47 101ZM54 99V100H53ZM61 99V100H60ZM100 99H102L101 101H100ZM62 100H64V101H62ZM116 100H119L117 103H115L116 102ZM124 100V101H123ZM46 101H47V103H46ZM57 101H59V102H57ZM61 101V102H60ZM53 102V103H52ZM101 102V103H100ZM107 102V103H106ZM112 102V103H111ZM51 103V104H50ZM58 103V104H57ZM106 103V104H105ZM115 103V104H114ZM46 104H48V105H46ZM60 104V105H59ZM111 104H113V105H111ZM90 105H92V107L90 106ZM97 105H99V106H97ZM190 105H192L191 103L188 105V107H187V109L186 110H188L187 112H189L191 109H190V107L192 108V106H190ZM43 106H46V107H44V109H42L43 108ZM52 106V107H51ZM55 106V107H54ZM88 106H90V107H88ZM105 106V107H104ZM108 106L110 107V109L111 108H113V109H109L108 108ZM52 109H51V108ZM94 107H96V108H94ZM120 107V106H119ZM46 108V109H45ZM88 108H90V109H88ZM93 108V110H91ZM108 109V110H106V109ZM117 109V110H116ZM37 110H38V112H37ZM116 110V112H114ZM35 111H36V113L39 115H35L36 113H35ZM48 111V112H47ZM89 111H92L93 112V114L92 115H88V113H90ZM96 111V112H95ZM98 111V112H97ZM119 111V112H118ZM45 113V115L43 116L42 114H44ZM91 112V113H92ZM94 112L96 113L95 115L96 116H94ZM100 112H102V113H100ZM90 113V114H91ZM97 113H99L98 115H97ZM110 113V114H109ZM114 113V114H113ZM116 113H118L117 115H116ZM42 116H41V115ZM113 114V115H112ZM53 115H54V117H53ZM105 115V116H104ZM114 115H116V116H114ZM41 116V117H40ZM109 117V119L107 118V120H105L104 118H106V117ZM114 116V119L112 118ZM85 117H87V119H85ZM90 117V118H89ZM92 117V118H91ZM96 117H97V119H96ZM99 117V118H98ZM28 118H26V119H28ZM52 118V120H50ZM77 118V119H76ZM84 118V119H83ZM88 118H89V120H88ZM93 118H94V120H93ZM102 118V119H101ZM110 118H112L113 120H115V122L113 123V122H111L112 120L110 119ZM124 118H126V117H124ZM124 118H122V120H123V123H124V125L123 124H120V122L122 121V120H120V122H119V124L122 126H125V124L127 123V122H124L126 119H124ZM37 119V120H36ZM43 119V120H42ZM81 119V120H80ZM83 120H84V122H83ZM87 120V121H86ZM98 120V121H97ZM103 122H102V121ZM27 121V120H26ZM25 121V122H26ZM85 121L87 122V123H85ZM95 121H97L96 123H95ZM25 122H24V124H25ZM34 122L32 123V126L33 127H35L36 125L34 124ZM47 122V123H46ZM79 122H80V124H79ZM90 122V123H89ZM94 122V123H93ZM102 122V123H101ZM73 123V124H72ZM76 123H78V124H76ZM108 123L111 125V126H109L108 125ZM87 124H89L88 126H87ZM101 124H103V126L101 125ZM73 125V126H72ZM79 125V126H78ZM82 125V126H81ZM91 125H93V126H91ZM107 125L109 126V127H107ZM31 126V127H32ZM87 126V127H86ZM102 126V127H101ZM30 127V128H31ZM32 127V128H33ZM61 127H65V128H61ZM72 127V128H71ZM31 128V129H32ZM106 128V129H105ZM111 128V129H112ZM34 129V128H33ZM32 129V130H33ZM57 129H60L59 130V132L57 131ZM95 129V131H93ZM96 129H97V131H96ZM103 129L104 130H106L107 132V134L105 135V132H103L102 133V131H103ZM110 129V128H109ZM32 130H30V131H32ZM82 131L83 133H80L79 134V131ZM102 130V131H101ZM67 131V132H66ZM69 131V132H68ZM80 131V132H81ZM93 131V132H92ZM99 131V133H100V135L101 136H99V133L97 134L96 132H98ZM58 133V135H57V133ZM72 133V135H71V133ZM86 132V133H85ZM143 132H145V130H139V131H136V132H133V134H132V136L133 137H135V136H138V137H141L142 136V134H143ZM54 133V134H53ZM68 133V134H67ZM70 133V134H69ZM102 133V134H101ZM50 134V135H49ZM63 134H65V136H66V134L68 135V136H62ZM93 134V135H92ZM95 134V135H94ZM104 134V135H103ZM141 134V135H140ZM155 134H158L157 132H155ZM77 135V137H75ZM82 135H84V136H82ZM91 135V136H90ZM97 135H98V137H97ZM102 135H103V137L104 138H102ZM63 137V140L61 141V140H59V139H61L62 137ZM93 136V137H92ZM131 136V137H132ZM60 137V138H59ZM69 137V138H68ZM101 137V138H100ZM56 138V139H55ZM65 138V139H64ZM75 138V139H74ZM87 138V139H86ZM130 138V137H129ZM48 139H49V141H48ZM52 139V140H51ZM58 139V140H57ZM67 139V140H66ZM70 139V140H69ZM82 139V141L80 142V143H78L79 142V140H81ZM84 139V140H83ZM94 139V140H93ZM65 140V141H64ZM59 142V143H57V142ZM104 141V142H103ZM49 142V143H48ZM56 142V143H55ZM61 142V143H60ZM68 142V143H67ZM54 143H55V145H54ZM68 144V145H66V146H70V147H68V148H63V147H66V146H63V147H61V145L62 144ZM69 143H71L70 145H69ZM88 143V144H87ZM92 143H93V146H92ZM94 143H95V145H94ZM20 144H22V145H20ZM45 144H46V146H45ZM63 144V145H64ZM77 144L79 145V146H77ZM98 144V145H97ZM40 145V147H41V149H39L40 147H38V149H37V146H39ZM59 145V146H58ZM74 145H76V146H74ZM22 146V147H21ZM43 146H45V149H43ZM87 146V147H86ZM22 148L21 150H20V148ZM82 147V148H81ZM101 147V148H100ZM47 148V149H46ZM54 148V149H53ZM99 148V149H98ZM139 148H140V150L142 149L141 147H138L137 148V150H136V152H134L132 155H131V157L132 158H136V156L135 155H137V157H142L141 156V153H142V151H141V153H137L138 151H140L139 150ZM19 149V150H18ZM38 151H37V150ZM81 149V150H80ZM82 149H83V151H82ZM89 149V150H88ZM105 149V148H104ZM1 150V149H0ZM71 150V151H70ZM94 150V151H93ZM98 150H100V151H98ZM35 151H37V152H35ZM57 151V152H56ZM88 151H89V153H88ZM91 151H92V153H91ZM97 151V152H96ZM35 152V153H34ZM68 154H67V153ZM74 152V153H73ZM96 152V153H95ZM1 153V152H0ZM40 153V154H39ZM63 153V158H65V159H62V157H61V159H62V161L61 160H59L60 159V155ZM76 153H77V155H76ZM136 153V154H135ZM3 154H4V152H3ZM3 154H2V156H3ZM35 154V155H34ZM56 154V155H55ZM58 154H60L57 158H56V156L58 155ZM64 154H66L67 156L66 157H69L70 158V160H68L66 157H64L65 155ZM77 156H75V155ZM86 154H88V155H86ZM135 154V155H134ZM138 154H140V155H138ZM53 155H55V156H53ZM78 155H79V157H78ZM81 155V156H80ZM2 156H1V158H2ZM36 156V157H35ZM209 157V153L207 152L206 153V156H204V158L205 157ZM75 157H76V159H75ZM94 157V158H93ZM195 156H189V158L191 159V160H189L188 159V157L186 158V160H185V162H183V161H179V164L177 165L178 167L176 168V166H174L175 167V169H177L176 170V174H177V177H176V174H175V177L173 178V184H174V186H176L175 187V191L178 189V187H181V186H183V187H181L182 188V193L183 194H185V193H187V187H188V183H184V182H182V181H185V182H188V181H190V179L193 177V176H196V174H197V172H195V169H194V167H191L192 165L191 164H193L194 166H197V168L199 169V170H201L202 171V169H203V171L205 170V165H206V163H204L203 165H202V161H198V159L195 157ZM37 158V159H36ZM47 158V159H46ZM86 159V158H88V159H86V161H84L83 159ZM89 158H92L91 160L89 159ZM26 159V158H25ZM41 159H43V163L45 162V164H43L42 162H41ZM58 159V160H57ZM81 159V160H80ZM37 160H38V162H37ZM49 160V161H48ZM65 160V161H64ZM77 160V161H76ZM88 160H90V162L88 161ZM206 160H207V158H206ZM1 163H3V162H5L4 161V159H1ZM54 161H55V163H54ZM64 161V162H63ZM67 161V162H66ZM84 161V162H83ZM196 161L198 162V163H196ZM29 162H31V164L29 163ZM36 162H37V164H36ZM53 162V163H52ZM64 163L63 164V166H62V163ZM65 162H66V164H65ZM71 162L73 163V164H71ZM74 162L76 163V164H74ZM80 162V165L82 164ZM200 162H201V164H200ZM205 162H207V161H205ZM5 163H7V160H6V162ZM35 163V164H34ZM43 165H45V166H43ZM47 163V164H46ZM196 163V164H195ZM51 164V165H50ZM55 166H54V165ZM57 164V165H56ZM69 164H71V165H69ZM86 164H82V165H84V168L86 169V167H87V165ZM99 163L98 162H95V166H94V170H95V168L97 167L96 165H98ZM189 164L191 165V166H189ZM0 165H2L1 167H6V166H8V164H0ZM41 165V169L40 168H37V167H39ZM74 165H75V167L76 166H78L77 168H75V170L73 169L74 168ZM86 165V166H85ZM181 165V169H180V166ZM184 165H186V166H184ZM51 166H54V167H52V169H55V170H53V171H51L52 169H49L48 170V168L50 167L51 168ZM59 167L58 168V170L60 171V173H59V171H57L56 170V167ZM68 166V167H67ZM72 166V167H71ZM184 166V167H183ZM188 166V168L190 167V171H189V169L187 168V170L189 171V173H186V172H188V171H186L185 170V168ZM44 167V168H43ZM67 167V168H66ZM203 167V168H202ZM43 168V169H42ZM68 168H69V170H68ZM79 168V170H80V172L79 171H77L76 169H78ZM182 168H184V170L182 169ZM34 169V170H33ZM40 169V170H39ZM48 171H47V170ZM65 169H67V171H65ZM71 169L72 170H74V171H71ZM97 169V171L95 170V173H96V175L98 174V167L96 168ZM180 169V170H179ZM45 170H46V173H48V172H50V173H48V174H53L51 177H50V175H48V174H43V173H45ZM56 172V174H55V172ZM64 173H63V172ZM178 171H180V173L178 172ZM184 173H183V172ZM35 172H37V175H36V173ZM54 172V173H53ZM79 172V174H77ZM195 172V173H194ZM73 173V174H72ZM94 173V172H93ZM180 175H179V174ZM43 174V175H42ZM58 174V175H57ZM64 175V176H61V175ZM67 174V175H66ZM42 175V177H45V175H48L46 178H45V180L43 179V178H40V181L38 182V181H36L40 176ZM69 175L71 176V177H69ZM75 175V176H74ZM78 175V176H77ZM95 175V174H94ZM93 175V176H94ZM95 175V176H96ZM193 175V176H192ZM69 178H68V177ZM180 176H183V178L184 179H187V180H184V179H182V178H180ZM48 177H49V179H48ZM29 178H31V179H29ZM55 178V179H54ZM73 179L72 181H69L70 179ZM45 181H43V180ZM48 179V180H47ZM58 179V180H57ZM60 179V180H59ZM31 180V181H30ZM39 180V179H38ZM47 180V181H46ZM65 181V182H63V181ZM67 180V181H66ZM101 180V181H100ZM106 182H105V181ZM108 180V181H107ZM180 180V181H179ZM38 182L37 183V185H35L36 184V182ZM61 181V182H60ZM103 181V182H102ZM110 181V182H109ZM114 181H115V179H114ZM177 182V183H175V182ZM179 181V182H178ZM24 184H23V183ZM27 182V183H26ZM42 182H43V184H42ZM49 182H50V184H49ZM56 182V183H55ZM100 182H102L101 184H100ZM108 182V183H107ZM112 182H113V180H112ZM65 183V184H64ZM67 183V184H66ZM142 182H140L139 183V188L137 187V189L138 190H140L141 188L143 189L144 187V185H143V183L141 184ZM180 183H182V184H180ZM23 184V185H22ZM104 184H106V185H104ZM178 186H177V185ZM22 185V186H21ZM30 185H34V186H31V188H28V186H30ZM49 185V186H48ZM103 185H104V187H103ZM142 185V186H141ZM185 185V186H184ZM19 186H21V188L19 187ZM46 186V187H45ZM64 186V187H63ZM101 186V187H100ZM36 187H37V189H36ZM49 187V188H48ZM98 187H100V188H98ZM103 187V188H102ZM184 187L186 188V190L184 189ZM17 188H19L18 190H17ZM68 188V189H67ZM98 190H97V189ZM177 188V189H176ZM189 188V187H188ZM35 189V190H34ZM56 189V190H55ZM63 189H66V190H63ZM81 189H84V187H82ZM127 189L128 188H124V190H126V192H125V194H126V197H128V199L127 198H125L124 199V202L127 200V201H129V202H127V205H124V202L122 203V209L124 208V206H126L125 208L126 209H123L124 210V212L125 213H128L129 211V204L131 205V203L133 202L132 200L134 199V197H135V194H136V192L138 191H135V193L133 192V194L132 193H127ZM158 189V188H157ZM28 190H30V191H28ZM58 190V191H57ZM102 190H101V193H102ZM17 191V192H16ZM34 193H33V192ZM36 191V192H35ZM40 191V192H39ZM55 191V192H54ZM98 191V192H97ZM142 191V193H139V191L137 192V194L136 195H139V197H138V201H140V202H138L134 207L136 208V209H139V207H141L143 204H144V201L145 200H147V199H149L150 197H148L149 195L151 196V198L153 199V198H155V199H153V200H155V201H157L159 204L161 203L160 201H161V199H160V194H158L157 193V191L158 190H156V192H152V194H151V191L150 192H147V191H144V189L143 190H141ZM140 191V192H141ZM183 191H186L185 193L183 192ZM16 192V193H15ZM24 192V193H23ZM61 192H62V194H61ZM65 192V193H64ZM147 192V193H146ZM21 193V194H20ZM46 193V194H45ZM67 193V194H66ZM95 193H99L100 195H97V194H95ZM156 193V194H155ZM20 194V195H19ZM50 194H52V195H50ZM58 194V195H57ZM66 194V195H65ZM130 194H132V195H130ZM154 194V195H153ZM93 195H96V196H93ZM134 195V196H133ZM147 195V196H146ZM154 197H153V196ZM157 195V196H156ZM30 196V197H29ZM93 196V197H92ZM143 196H145L144 198H143ZM91 197V198H90ZM96 199H95V198ZM148 197V198H147ZM16 198V199H15ZM59 198V199H58ZM90 198V199H89ZM93 198H94V200H93ZM140 198V199H139ZM13 202H12V201ZM91 200V201H90ZM93 200V201H92ZM150 200V199H149ZM170 200V199H169ZM17 201V202H16ZM53 201H54V203H53ZM148 201V200H147ZM57 202V203H56ZM79 202V203H78ZM126 202H125V204H126ZM175 202V203H174ZM48 203V204H47ZM94 203V205L92 206V205H90V204H93ZM176 203H177V201H173V204H175L176 205ZM9 204V205H8ZM71 204V205H70ZM96 204V205H95ZM142 204V205H141ZM50 205V206H49ZM53 205H56V208H53L54 206ZM78 205V206H77ZM89 205V206H88ZM9 206V207H8ZM128 206V207H127ZM137 206V207H136ZM8 207V208H7ZM44 207V208H43ZM72 207V208H71ZM89 207H93L92 208V211H91V208L89 209ZM53 208V209H52ZM75 208H79V209H75ZM14 209V210H13ZM51 209V210H50ZM88 209V210H87ZM87 210V211H86ZM63 211H65V212H67L72 218H70V217H67L66 218V220L64 221V219H65V217H63L62 219H61V221L59 222V223H57V219L58 218H60L61 216H62V212ZM70 211H72V212H70ZM75 211V212H74ZM54 212V213H53ZM55 212H57V215L55 214ZM46 213V214H45ZM54 214V216H53V214ZM76 213V214H75ZM31 214V215H30ZM50 216H49V215ZM72 214V215H71ZM81 214V215H80ZM87 214V215H86ZM30 215V216H29ZM39 215V216H38ZM55 215L57 216V217H55ZM86 215V216H85ZM17 216V217H16ZM33 216V217H32ZM52 216V217H51ZM82 216H84V217H82ZM48 217V218H47ZM53 217H55V218H53ZM75 217V218H74ZM41 218V219H40ZM44 218H45V220H44ZM52 218H53V221H52V223H50V221L52 220ZM264 218V217H263ZM55 219V220H54ZM68 219H70V220H68ZM85 219V218H84ZM47 220H50L49 222L47 221ZM68 220V221H67ZM42 223H41V222ZM30 222V223H29ZM40 222V224H38ZM46 222H48V223H46ZM64 222V223H63ZM264 222V220L262 221V223ZM21 223V224H20ZM23 223V224H22ZM26 223V224H25ZM45 225H44V224ZM57 223V224H56ZM61 223H63V224H61ZM54 224H56V225H54ZM61 224V225H60ZM66 224V225H65ZM78 224V225H77ZM42 225H43V227H42ZM49 225L51 226V229H50V227H49ZM82 225V226H81ZM140 225V226H139ZM54 226V227H53ZM72 226H73V228H72ZM76 226H77V228H76ZM138 226L139 227H137V228H139V229H137V231L138 230H142L141 228H142V222H138ZM262 226L264 227V224H262ZM45 227H47V228H45ZM49 227V228H48ZM75 227V228H74ZM79 227V228H78ZM6 228V229H5ZM41 228L44 230V232L42 233V231H41ZM46 229V231H45V229ZM48 229V230H47ZM55 229V230H54ZM58 229V230H57ZM76 229H78V230H76ZM38 230V231H37ZM51 230H54L53 232L51 231ZM73 230H76L75 232L73 231ZM7 231V232H6ZM17 231V232H16ZM51 231V232H50ZM56 231V232H55ZM122 231V230H121ZM135 232V235H136V237H135V235L134 234H129V233H131L130 231L128 232L127 230H123L121 233L122 234H125L123 237H125V236H127V238H130V240H129V242L128 241H126L124 244V247L125 248H129V243L131 242V239H137V237H138V235L139 234H137V233H139V232ZM35 232H37V233H35ZM73 232H74V235H73ZM81 232V233H80ZM6 233H8V235H6ZM9 233H11V234H9ZM39 233H41V234H39ZM46 233H49V235H48V237L47 238H51L50 239V243L49 244H45V246H44V244L40 247L41 248V250L39 251L38 250V254L37 253H34L35 252V250L33 251V253H31L32 252V249L31 248H34L33 246H34V241H35V239H37V241H38V238H40V236L42 235V234H46ZM58 233H60V235H57ZM65 233V234H64ZM120 232L118 233V235L120 234L121 236H122V234H121ZM16 234V235H15ZM26 236H25V235ZM34 234V235H33ZM35 234H36V236H35ZM82 234V235H81ZM20 235V236H19ZM68 235V237H65V236H67ZM78 236V238L76 239V237ZM119 235V236H120ZM131 235V236H130ZM259 235H261L262 236V238L258 241L259 243H258V245H257V247H253L252 249L254 250V252H256V253H258V251H261V252H259L258 254V256H256V259H255V261L256 262H258V261H260V262H258V264H264V232H261V234H259ZM5 236V237H4ZM23 236H25V238L23 237ZM35 236V237H34ZM120 236V237H121ZM19 237V238H18ZM34 237V238H33ZM42 237V236H41ZM56 237H57V239H60V241L63 239L64 240V238H68L69 239V241L70 242H72V241H74V240H78V245L77 246H72L71 247V249H68V250H66V252H64L63 254H57V257L58 258H56V256L54 255V254H52L51 255V247H52V245L51 244H53L52 242L54 241V240H56ZM64 237V238H63ZM122 237V238H123ZM132 237V238H131ZM24 238V239H23ZM75 238V239H74ZM83 238V239H82ZM84 238H86L85 240H84ZM22 239H23V243H22ZM27 239V240H26ZM32 239V240H31ZM81 239V242L79 241ZM16 240H18L17 242H19L20 243V245L19 244H16L17 242H16ZM34 240V241H33ZM84 240V241H83ZM26 241V242H25ZM36 241V242H37ZM82 241H83V243H82ZM119 241H121L120 239H119ZM118 241V242H119ZM263 241V242H262ZM33 243V244H31V243ZM118 242H116L115 244H114V246H117L116 248L115 247H113V244H111V243H109V247L111 248V247H113L112 249L114 250H108V243H104L105 245L103 246V248L102 249H100V251L98 252L97 251V249H99L97 246L98 245H100V244H102L101 242H100V244L99 243H96V244H98V245H96V246H94V247H96V248H94V250L96 251H93V249H92V251L93 252H95V253H93V252H91V256H90V258L88 259V262H89V264L91 263V262H95L96 264L98 263V262H100V261H102V259L103 258H101L102 256L105 258V259H110L111 257H113L114 256V253H112V252H115L116 250L115 249H118L121 245H122V242H119L120 244L118 245ZM261 242V243H260ZM22 243V244H21ZM88 243H90V244H88ZM126 243L128 244L127 246H126ZM31 244V245H30ZM12 245V246H11ZM28 245L30 246V248L28 249ZM87 245H85V247L87 248ZM90 245L92 246V247H90ZM112 245V246H111ZM8 246V247H7ZM14 246V247H13ZM32 246V247H31ZM78 246H80V248L78 247ZM119 246V247H118ZM18 247V248H17ZM23 247V248H22ZM27 247V248H26ZM44 247V248H43ZM60 247V246H59ZM84 247V248H85ZM106 247H108V248H106ZM260 247V248H259ZM16 250H15V249ZM49 248H50V250H49ZM74 248V249H73ZM25 249V250H24ZM258 249H262V250H258ZM49 250V251H48ZM86 250V249H85ZM258 250V251H257ZM5 251L8 253V257H9V259H8V257L7 256H5V254L7 255V253H5ZM20 251H21V253H20ZM29 251V252H28ZM37 251V250H36ZM42 251H43V253H42ZM46 251H47V254H46ZM104 251V252H103ZM109 251V252H108ZM12 252V253H11ZM69 252H71V253H69ZM10 253V254H9ZM16 253H17V255H16ZM20 253V254H19ZM26 253V254H25ZM28 253V254H27ZM99 253H100V255H99ZM25 254V255H24ZM42 256H41V255ZM46 254V256L44 257V255ZM49 254H50V256H49ZM64 254H66V255H64ZM74 254V256L72 257V255ZM75 254H76V256H75ZM81 254V253H80ZM97 254V255H96ZM104 254H107V256H105ZM261 254V255H260ZM39 255H40V257H41V261H42V259H43V261L41 262L40 261V257H39ZM69 255V256H68ZM93 255V256H92ZM99 255V256H98ZM113 255V256H112ZM254 255H255V253H254ZM33 256H34V258H33ZM53 257V259H51L50 260V257ZM111 256V257H110ZM263 256V257H262ZM20 257V258H19ZM28 257V258H27ZM48 257V258H47ZM51 257V258H52ZM95 257V258H94ZM110 257V258H109ZM7 258V259H6ZM13 258H15V259H13ZM23 258V259H22ZM25 258V259H24ZM39 260H38V259ZM60 258V260H58ZM80 258H81V260H80ZM101 258V259H100ZM64 259H65V261H64ZM68 259V260H67ZM32 261V262H30V261ZM56 260V261H55ZM67 260V261H66ZM25 261V262H24ZM34 261V262H33ZM78 261H81V262H78ZM7 262V263H6ZM22 262V263H21ZM60 262V263H59ZM93 262V263H94ZM256 262H253V263H256ZM239 264H243L242 262L241 263H239ZM251 264V263H250Z\"/></svg>","mask_w":264,"mask_h":264}]
</instances>
